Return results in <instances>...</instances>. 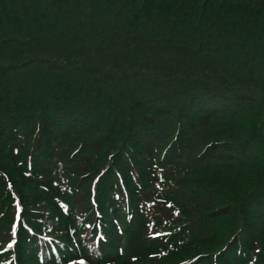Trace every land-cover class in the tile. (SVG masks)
Listing matches in <instances>:
<instances>
[{
    "label": "trees",
    "instance_id": "16d2710c",
    "mask_svg": "<svg viewBox=\"0 0 264 264\" xmlns=\"http://www.w3.org/2000/svg\"><path fill=\"white\" fill-rule=\"evenodd\" d=\"M85 255L264 264V0H0V264Z\"/></svg>",
    "mask_w": 264,
    "mask_h": 264
},
{
    "label": "snow or ice",
    "instance_id": "6c2138e0",
    "mask_svg": "<svg viewBox=\"0 0 264 264\" xmlns=\"http://www.w3.org/2000/svg\"><path fill=\"white\" fill-rule=\"evenodd\" d=\"M225 147H228V146L225 145ZM157 187H159V185H157ZM164 222L166 223L167 221L165 220ZM148 227H149V229H151L153 227V225L149 224ZM13 235H16V233H13ZM94 235H95L94 232L86 233L85 237H84V241H86L89 244L94 243ZM158 235H170V234H166V233H162V232L161 233L149 232L146 238L154 239ZM12 247H13V243H8L7 244V248L8 249H11ZM82 250H83V248H82ZM4 264H7V262L4 261ZM50 264H51V262H50ZM78 264H94V262L92 261L90 256L85 255V257L83 259L78 260Z\"/></svg>",
    "mask_w": 264,
    "mask_h": 264
}]
</instances>
